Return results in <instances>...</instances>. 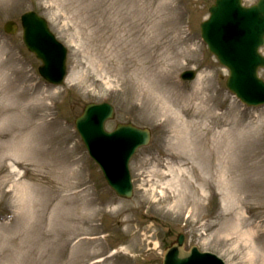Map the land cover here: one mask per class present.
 I'll return each mask as SVG.
<instances>
[{"label": "rangeland", "instance_id": "1", "mask_svg": "<svg viewBox=\"0 0 264 264\" xmlns=\"http://www.w3.org/2000/svg\"><path fill=\"white\" fill-rule=\"evenodd\" d=\"M213 3L0 0V264H161L181 233L227 264H264V107L229 92L202 43ZM29 10L68 48L61 87L39 75L21 30L4 31ZM187 69L195 81L181 79ZM104 101L116 109L108 130H152L130 164V199L75 128Z\"/></svg>", "mask_w": 264, "mask_h": 264}, {"label": "water", "instance_id": "2", "mask_svg": "<svg viewBox=\"0 0 264 264\" xmlns=\"http://www.w3.org/2000/svg\"><path fill=\"white\" fill-rule=\"evenodd\" d=\"M234 2L239 5L238 0ZM262 9L264 13V7ZM210 12L213 14L212 19L204 23L202 33L210 42L212 51L231 70L228 86L247 103H264V81L258 77V68L264 67V57L258 53L259 47L264 44V16L258 19L257 28L248 37H243L225 27L229 13L221 5H216ZM221 16L226 17L221 21ZM23 19L24 41L44 61L42 73L54 82L61 80L65 73L66 51L49 32L45 20L35 14H27ZM216 23L218 29L215 27ZM112 116L113 110L109 105H89L85 114L78 119V126L96 160L107 173L111 186L119 194L130 197L132 187L128 162L135 148L149 141L150 134L147 130L130 125H120L115 132L106 133L103 130L104 122ZM189 256L190 253L183 251L180 241L166 251L164 264H220L216 258L205 257L196 250L184 262L183 259Z\"/></svg>", "mask_w": 264, "mask_h": 264}, {"label": "bare ground", "instance_id": "3", "mask_svg": "<svg viewBox=\"0 0 264 264\" xmlns=\"http://www.w3.org/2000/svg\"><path fill=\"white\" fill-rule=\"evenodd\" d=\"M179 171H182V169H180ZM250 171H251V170H250ZM252 173H253V171L250 172V177L253 175Z\"/></svg>", "mask_w": 264, "mask_h": 264}]
</instances>
